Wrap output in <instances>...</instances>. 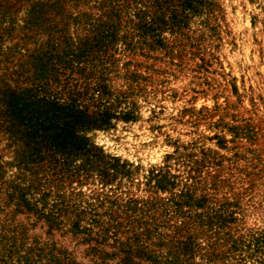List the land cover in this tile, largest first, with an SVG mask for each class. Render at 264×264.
Wrapping results in <instances>:
<instances>
[{"label": "rangeland", "instance_id": "374dc122", "mask_svg": "<svg viewBox=\"0 0 264 264\" xmlns=\"http://www.w3.org/2000/svg\"><path fill=\"white\" fill-rule=\"evenodd\" d=\"M95 1L103 0L68 3L96 16ZM119 4L132 27L121 23L104 75L110 91L127 95L120 108L135 103L136 119L88 136L129 173L20 174L7 163L12 148L0 134V264H48L52 257L93 264L98 256L116 264L117 247L131 242L133 230L147 224L168 233L182 213L196 233L213 236L196 223L215 213L233 218L213 226L222 238L264 233V0H201L196 12L186 13L176 0ZM139 10L168 23L160 45H143ZM174 14L179 23L171 25ZM11 184L29 187L31 204L16 210L8 203L5 185ZM188 196L201 206L175 205ZM50 210L60 214L59 225L50 227L38 214ZM237 254L222 264H264V254L257 256L261 263Z\"/></svg>", "mask_w": 264, "mask_h": 264}, {"label": "trees", "instance_id": "16d2710c", "mask_svg": "<svg viewBox=\"0 0 264 264\" xmlns=\"http://www.w3.org/2000/svg\"><path fill=\"white\" fill-rule=\"evenodd\" d=\"M69 1L76 6L80 0H22L18 6L19 0L0 2V134L13 154L7 163L16 166L20 174H128L126 163H118L115 157L107 160L88 131L111 129L119 120L136 119L135 103L120 108L127 95L110 91L104 75L107 49L118 39L121 23L130 28L133 19L122 20L119 0L95 1L96 16L73 11ZM176 1L184 13L196 12L201 3ZM137 14L143 45L151 49L163 43L160 34L168 24L163 16L149 17L145 10ZM170 21L176 25L177 14ZM1 174H5L2 162L0 178ZM158 182L164 189L162 180ZM5 186L6 200L13 202L16 210L31 204L26 199L29 187ZM184 204L201 206L192 196L175 203L178 207ZM38 214L50 227L59 225L58 211ZM178 216L182 220L168 226V233L158 232L154 225L143 223L140 228L138 224L141 230H133L131 242L117 247L116 264H222L221 260L245 252L262 262L257 256L264 254V233H251L245 240L228 233L222 238L217 231L212 232L213 226L222 228L232 222L231 214L215 213L198 220L196 225H207L213 236L206 231L196 233L194 221L183 213ZM71 227L74 232L78 229L75 223ZM202 236L207 237L205 245L198 240ZM52 258L48 264H77L65 257ZM92 261L106 264L103 256Z\"/></svg>", "mask_w": 264, "mask_h": 264}]
</instances>
